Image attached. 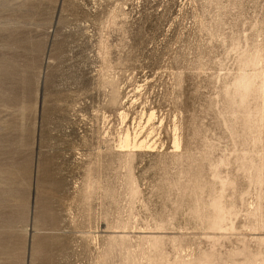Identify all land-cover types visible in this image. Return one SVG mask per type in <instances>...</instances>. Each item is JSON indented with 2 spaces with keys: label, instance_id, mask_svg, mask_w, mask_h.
I'll use <instances>...</instances> for the list:
<instances>
[{
  "label": "rangeland",
  "instance_id": "rangeland-1",
  "mask_svg": "<svg viewBox=\"0 0 264 264\" xmlns=\"http://www.w3.org/2000/svg\"><path fill=\"white\" fill-rule=\"evenodd\" d=\"M0 264H264V0H0Z\"/></svg>",
  "mask_w": 264,
  "mask_h": 264
},
{
  "label": "bare ground",
  "instance_id": "bare-ground-1",
  "mask_svg": "<svg viewBox=\"0 0 264 264\" xmlns=\"http://www.w3.org/2000/svg\"><path fill=\"white\" fill-rule=\"evenodd\" d=\"M128 134V133H127ZM128 137V136H127ZM127 137H125V146L124 147H128V144H127V142H129L128 141V138ZM137 144H138V142H136V141H133L132 142V146L131 147H133V148H136V147H139V148H142L143 149V147H145V145H144V142L142 141L141 143H139V145L137 146ZM178 146V145H177ZM149 148V147H148Z\"/></svg>",
  "mask_w": 264,
  "mask_h": 264
}]
</instances>
